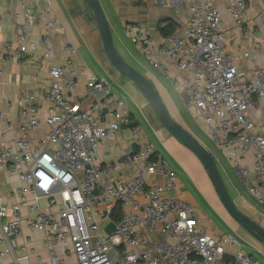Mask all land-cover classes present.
I'll return each mask as SVG.
<instances>
[{
  "label": "built area",
  "instance_id": "built-area-1",
  "mask_svg": "<svg viewBox=\"0 0 264 264\" xmlns=\"http://www.w3.org/2000/svg\"><path fill=\"white\" fill-rule=\"evenodd\" d=\"M134 4L142 0H106ZM248 46L238 55L224 52L226 21L217 2ZM18 10L0 14V26L15 23L14 51L4 50L21 65L35 60L50 81L36 92H24L16 100L21 122L18 137L9 142L8 132L0 131V172L8 171L24 187L0 191V262L14 257L21 227L43 235L51 264H264L255 257L232 252L231 240L224 234L205 232L203 221L190 203L171 197L179 174L154 146L140 137L127 106V93L115 82L90 75L85 84L89 105L82 109L72 102L79 87L78 50L65 45L60 61L46 67L45 60L59 55L53 44L60 27L51 15L48 0H17ZM41 3L47 8L38 17ZM154 5L183 6L184 27L162 37L157 43L147 29L126 24L123 34L138 48L147 68L161 74L185 97V105L204 127V147L221 167L228 170L242 191L257 207L264 209V11L254 13L247 23L246 0H153ZM168 25L161 22L159 29ZM258 26L261 35H256ZM37 28L39 41L30 37ZM251 62L249 72L237 66ZM31 62V61H30ZM179 76H175L172 71ZM3 74L0 71V83ZM3 102L8 104L7 98ZM41 113L44 117H41ZM0 118L2 116L0 115ZM41 125L46 131L33 136ZM129 126L134 147L125 150L112 163L100 164L96 152L106 138ZM7 200H12L8 204ZM46 201L48 212L40 202ZM28 216L23 218L22 211ZM53 243L54 245H51ZM60 247L59 257L54 247ZM29 253V252H28Z\"/></svg>",
  "mask_w": 264,
  "mask_h": 264
},
{
  "label": "crops",
  "instance_id": "crops-1",
  "mask_svg": "<svg viewBox=\"0 0 264 264\" xmlns=\"http://www.w3.org/2000/svg\"><path fill=\"white\" fill-rule=\"evenodd\" d=\"M246 1L249 6L247 23L251 24L253 14L260 11H264V0H246ZM48 2L50 3V7H51L50 9L51 15L58 20L60 27L55 30V33L53 35L54 48L58 53L59 57L56 60L54 59L45 60L44 65L46 67L53 66L59 61L60 63L64 62V58L61 55V52L63 46L65 45H71L75 47L78 50V53L81 47L82 49L85 50H88L89 48L85 43V41L83 40V37L81 36V33L78 30L77 26L75 25V22L73 21V18L69 13V9L65 1L48 0ZM141 2L144 3L145 6H143L142 4L139 6H132L133 4L109 3L110 10H112V14H113L112 21H114L113 23L109 22L112 29L114 46L123 59H125L139 72H141L142 75H144L149 81H151L156 91L158 92L159 96L161 97L163 103L165 104L166 101V104H168L170 108L181 118L180 119L179 117H177L185 125L186 128L185 127L184 128L189 132H191L195 137L193 133L194 132L192 127L193 125L191 123L192 121L190 123L186 122L187 118L184 117V115L180 116V112L182 110L180 109L179 104H182L186 108V110L184 111H187V113L191 115L190 110H188L185 105L184 102L185 97H183L178 90H175L161 74L151 70L150 68H147L144 65V62L140 56L138 48L134 46L130 42V40L127 37H125V35L123 34V27L126 24L143 26L147 29L148 33H150L155 38L157 43L162 44L164 43V40L162 38L163 36L159 35L158 29L156 28L157 23L164 20L175 21L174 18H176V16L179 13L177 11H174L170 5L154 6L150 0L151 5L149 6V3H147L146 0H142ZM106 3L108 2L106 1ZM151 6L157 8V10L154 8L151 9ZM217 7L223 19L226 21L227 36L225 37L224 43L222 44L223 50L227 54L238 55L245 47L249 45L248 41L250 40V38H244L239 28L234 26L233 23L228 20V17L224 11V5L222 1L217 2ZM17 10H18L17 0H0V14H3L4 12L13 14ZM145 10H147L149 13L147 14L144 13ZM164 12L167 14L159 16V13L162 14ZM46 13H47V8L44 3H41L36 10V14L38 17L42 18L43 16H45ZM184 14H185L184 16L186 23L187 20L186 10L184 11ZM138 16H140L141 19H143L142 24L140 23ZM183 27L184 26L177 28L181 29ZM253 31L255 32L256 35H261V31L258 26H255ZM29 34L33 40H35L36 42L39 41L40 32L37 28L31 29ZM261 45L264 46V42H262ZM16 47L17 44H16L15 23L12 19H9L7 20V22H5L3 26H0V71L3 74L0 83V115L2 116V118H0V131H5L7 129L10 130V132H8L9 142L13 141L18 137L17 127L21 122L19 110L16 106V100L19 97H21L24 92H36L37 102L42 104V98L39 93V87L42 84L48 83L50 81L48 74L45 71L39 70V63L41 61L39 60L32 61L35 60L37 57H39V54H36L35 57L30 58L29 61L26 62L27 64L25 65H21L19 62L14 60L11 57V55L10 56L4 55V50L6 48H10V51L12 52L16 49ZM92 56L97 61L93 52H92ZM259 63L263 64L264 62L260 60ZM79 64L84 66V70L79 71L77 74V81L79 82V87L77 88L76 93H78L79 96L77 98L73 97L71 100L74 103L80 104L82 109H86L87 106L89 105V99L85 97V84L87 83L90 75H94L98 78H101V76L89 70L85 66L82 58H80V55H79ZM98 66L103 69L101 65ZM237 66L240 70L244 72H249L252 63L243 60L240 63L238 62ZM172 73L175 76H179L178 73L174 70L172 71ZM103 79L108 81L111 80L109 75L108 78H103ZM169 88L171 89L172 93L176 96L177 99L174 100L170 96V94L168 93ZM126 90H127L126 103L131 113V120L134 122L135 126L138 125L141 128L140 137L142 141L151 143L154 146L155 151L159 155L166 158L169 161L170 166L174 170H176L179 174V181L175 186V188L173 189V191L170 193V196L178 197L195 207L197 216L203 221L204 230L207 234L212 236H218L220 234H224L221 232V230L215 228L213 222L208 220L207 216L203 213L198 198H196L193 195V193L190 191V187L192 186L191 182H193L194 185L196 184V182H194L190 178L189 171L188 169L187 170L185 169V166L182 164V161H189L192 164H194L197 163L198 160L196 162L194 155L189 150L181 146L163 128V126L160 124L159 121H158L159 126L157 127L155 126L154 128H152V126L148 123V121H146V119L142 116L141 113L142 112L141 110L147 103L145 99L132 86L131 87L127 86ZM4 97L7 98L8 104L3 102ZM169 114L171 115L170 112ZM41 117H44V114L41 113ZM190 119L194 120V122L196 123L198 122L196 118L194 119L193 115L192 118ZM45 131H46L45 126L41 125L38 132L33 137L35 139H39V137L42 134H44ZM134 139L135 138L134 135L132 134L130 127L129 126L122 127L118 133L113 135L112 138H106L102 141L101 146L98 148L96 152L95 159L100 164H107L116 161L121 157L122 153L125 150H128L129 148H135ZM169 148L175 150V152L179 156L178 159H176L172 155ZM198 164L202 169L198 166ZM198 164H197L196 174L200 181V185L202 184L201 187L203 191L201 195L207 199L208 197L213 198L212 200L213 203L216 206L219 204V207L221 209V212L217 211V213L220 214L221 216L223 214H226L227 212L225 213L221 208L220 205L221 203L209 181L208 176L206 175V172L204 171V168L202 167L201 163L198 162ZM223 172H224L223 173L224 178L226 179L225 177L226 173L224 170ZM19 187H24V186L23 184L18 182L14 176L9 174L8 171L0 172V191L2 194L6 196L8 195V188H19ZM227 192L230 195V198L232 199L238 210H239V203L245 202L248 203L249 205L250 203H254L247 195L241 192L240 189H238L237 187L231 186V191L229 192L227 190ZM205 194L207 195L205 196ZM240 195H242L243 198L240 197ZM244 197H246V199H244ZM240 198L242 199L240 200ZM7 203L8 204L12 203V200H7ZM40 209L42 212L45 213L50 210L48 209L46 201L44 200L40 202ZM21 216L25 218L28 216V213L23 210L21 212ZM223 220H224L223 223H225L224 225L225 229L234 232L240 230V227L236 222L233 223L225 217H223ZM17 244L18 246H22V245L27 246L26 254L20 252L19 250L15 251L14 257L17 260V264H51L50 256L48 254L46 246L44 245L43 235L41 233L30 231L26 228V226H23L21 227L19 236L17 237ZM51 245L54 244L51 243ZM233 249L232 252H238V248H236L235 246ZM252 250L254 253H257L258 255L262 256V258L264 259V254L261 252L263 250H261L259 247H255L254 245V248H252ZM54 251L59 257L61 258L63 257V251L61 250L60 247L55 246ZM248 255L255 257L252 254H248ZM13 259L14 258L10 256H5L3 257L0 264H14ZM227 261H228L227 259H224L221 264H226ZM68 263L74 264V261L72 259H68Z\"/></svg>",
  "mask_w": 264,
  "mask_h": 264
},
{
  "label": "rangeland",
  "instance_id": "rangeland-1",
  "mask_svg": "<svg viewBox=\"0 0 264 264\" xmlns=\"http://www.w3.org/2000/svg\"><path fill=\"white\" fill-rule=\"evenodd\" d=\"M68 9H69V13L71 15V17L73 18V21L75 22V25L77 26L78 30L81 33V36L83 37V40L85 41V43L87 44V46L89 47L88 50L85 49H81L79 50V55L80 58H82L85 66L91 70L92 72L97 73L99 76H101V78H108V75L110 76L112 82H115L124 92L127 93V86H132L134 87L135 90L138 91V89L126 78L124 77H120L118 76L117 72L112 68V66L109 64L103 49H102V45H101V41L98 35V32L94 26V23L92 21V19L90 18V14L89 11L84 3L83 0H64ZM101 3V6L105 12V15L108 19V21L110 23H113L114 21H112V10H110V4L106 3V0H99ZM147 3L150 4V0H146ZM151 3L153 4V0H151ZM143 5L145 6L144 3L137 2L134 3L132 6H139V5ZM154 5V4H153ZM155 6V5H154ZM154 7L151 6V9H153ZM174 11H177L179 14L176 16L175 21H171L173 22L176 27H182L184 26L185 23V14H184V7L182 6H175L172 7ZM157 10V8H154ZM73 12V13H72ZM144 13H149L147 10L144 11ZM167 13H159L160 15H166ZM138 15V14H137ZM140 23H143V19H141L140 16H138ZM162 19V18H161ZM165 21V20H164ZM160 21L157 23L156 28L159 29V25L161 24ZM92 52L95 55L97 61L100 63H98L95 58H93L92 56ZM93 58V59H92ZM98 65H101L103 67V69L101 67H99ZM104 70V71H103ZM108 75H107V73ZM168 90V89H167ZM139 92V91H138ZM140 93V92H139ZM168 93L170 94V96L175 100L177 99L176 96L172 93L171 89L169 88ZM141 94V93H140ZM142 96V95H141ZM143 97V96H142ZM144 98V97H143ZM146 101V100H145ZM147 102V101H146ZM171 103V102H170ZM165 105L167 106L169 112L171 113L172 117L183 127H185V125L180 121V117L170 108V106L168 104H166L165 101ZM180 109L182 110L180 112V116L184 115V117L187 118L186 122H191L192 123V127H193V133L195 135V137H197V139L202 143L207 145V134L204 130V127L202 126V124L200 123H196L194 122V120L190 119L192 118V114L189 115L187 113L186 108L182 105L179 104ZM142 112V116L146 119V121H148V123L152 126V128H154L155 126H159L158 120L156 118L155 113L152 111V109L150 108V106L148 105V103H146V105L143 107V109L141 110ZM177 117H179L180 119H178ZM190 119V120H189ZM195 119V118H194ZM191 127V126H190ZM191 127V128H192ZM186 128V127H185ZM170 149V148H169ZM172 155L178 159V155L175 152V150L170 149ZM194 158L197 162V158L194 155ZM182 161V160H181ZM199 162V160H198ZM197 163L192 164L189 161H182V164L185 166V169L189 171V176L190 178L196 182V184L194 185L193 182H191L192 186L190 187V191L193 193V195L198 198L199 204L202 207L203 213L207 216L208 220H210L211 222H213V224L215 225V228H218L219 230H221L222 233H224V235H226L231 242L233 243V245L238 248V252L243 253V254H252L254 255L256 258H258L259 260H262L264 262V259L262 258V256L258 255L257 253H254L252 248L255 247H259L263 254H264V245L260 244L258 242H256L255 240H253L243 229L240 228V230H237V232L231 231V230H227L225 229L224 225L225 223L223 220V217L227 218L228 220H230L231 222L235 223V221L228 215V213H226L225 209L223 208L222 204L221 208L222 210L226 213L223 214L222 216L220 214L217 213V211L221 212V209L219 207V204L216 206L213 203V198L208 197L205 198L201 195L202 193V184L200 185V181L197 177L196 171H197ZM200 163V162H199ZM223 169L226 173L224 178V172L221 169V167H219V174L221 176V180L225 186V188L230 192L231 191V186L237 187L238 189H240L241 192L242 188L240 187V185L234 180V178L232 177V175L230 174V172L228 171V162L224 159V161L221 162ZM198 166L200 167V165L198 164ZM201 168V167H200ZM202 169V168H201ZM227 170V171H226ZM205 171V170H204ZM231 185V186H230ZM196 188V190H195ZM207 194H205L206 196ZM204 198H202V197ZM244 196V195H243ZM240 197H242V195H240ZM243 198V197H242ZM240 198V200L242 199ZM244 199H246V197H244ZM221 203V202H220ZM244 204V205H242ZM239 211H241L242 213H244L246 216L252 218L254 221H258L257 223L259 225H261L264 228V209L261 207H257L254 205V203H250V205L248 203H239ZM235 250V249H233Z\"/></svg>",
  "mask_w": 264,
  "mask_h": 264
},
{
  "label": "water",
  "instance_id": "water-1",
  "mask_svg": "<svg viewBox=\"0 0 264 264\" xmlns=\"http://www.w3.org/2000/svg\"><path fill=\"white\" fill-rule=\"evenodd\" d=\"M98 32L103 52L118 76L128 79L141 93L154 111L163 128L184 148L189 150L201 163L209 181L228 215L253 240L264 245V228L252 218L239 211L230 198L218 171L217 165L204 147L191 132L177 123L169 114L155 87L144 75L130 66L114 46L112 29L99 0H83Z\"/></svg>",
  "mask_w": 264,
  "mask_h": 264
},
{
  "label": "trees",
  "instance_id": "trees-1",
  "mask_svg": "<svg viewBox=\"0 0 264 264\" xmlns=\"http://www.w3.org/2000/svg\"><path fill=\"white\" fill-rule=\"evenodd\" d=\"M73 13V12H72ZM91 18V17H90ZM168 25L163 28V29H158L159 35L166 37L168 34H170L171 32H173L176 29V25L171 22V21H167ZM125 60V59H124ZM126 61V60H125ZM127 62V61H126ZM128 63V62H127ZM130 66H132L130 63H128ZM133 67V66H132ZM135 70H137L135 67H133ZM138 71V70H137ZM139 72V71H138ZM141 73V72H140ZM142 74V73H141ZM153 111V110H152ZM154 112V111H153ZM218 171H219V167L217 166ZM221 177V176H220ZM230 196V195H229Z\"/></svg>",
  "mask_w": 264,
  "mask_h": 264
}]
</instances>
